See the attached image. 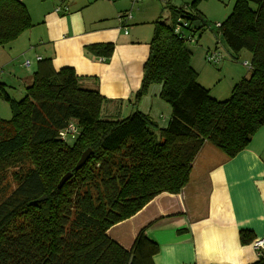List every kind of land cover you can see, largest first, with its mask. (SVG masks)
Listing matches in <instances>:
<instances>
[{
	"label": "trees",
	"instance_id": "trees-1",
	"mask_svg": "<svg viewBox=\"0 0 264 264\" xmlns=\"http://www.w3.org/2000/svg\"><path fill=\"white\" fill-rule=\"evenodd\" d=\"M203 1L193 0L192 9ZM174 16L189 23L191 35L206 28L201 16L183 10ZM219 24L218 36L232 52L251 54L250 76L225 101L212 99L199 83L188 42L175 34V26L155 25L135 102L161 85L160 98L172 109L165 128L139 111L106 118L104 97L81 87L73 68L56 71L49 59L40 61L19 101L0 83V98L12 111L10 120L0 119V177L19 167L16 187L0 188V264H154L159 247L145 229L130 249L109 230L162 193L180 194L206 143L233 158L264 125V0H236ZM33 27L22 1L0 0V47ZM88 51L110 58L114 45ZM70 122L78 135L64 142L59 132ZM88 149V161L75 170ZM67 173L73 176L58 189ZM240 239L249 244L256 238L243 231ZM253 264H264V252Z\"/></svg>",
	"mask_w": 264,
	"mask_h": 264
},
{
	"label": "crops",
	"instance_id": "crops-1",
	"mask_svg": "<svg viewBox=\"0 0 264 264\" xmlns=\"http://www.w3.org/2000/svg\"><path fill=\"white\" fill-rule=\"evenodd\" d=\"M20 1L26 5L34 27L11 44L0 47V83L7 89H17L18 96L23 97L40 61L49 59L56 71L73 68L81 87L97 90L104 97L102 112L106 118L123 119L139 110L161 128L167 126L172 116L160 98L161 91L154 88L153 91L151 87L147 95L135 102L155 25L175 26L174 15L179 10L204 20H221L222 10L220 6L208 7L203 3L193 10V0H140L132 2L131 7L127 0ZM211 1L220 4V0ZM128 13L131 18L120 21ZM98 44H113L112 56L105 58L88 51ZM211 45L206 43V49L202 47L203 56L219 48L216 43L214 48ZM221 51L223 72H234V80L250 76L251 67L242 65L240 60L244 58L250 63L251 55L247 58L240 53V59L233 60L224 47ZM24 58L32 60L29 67L24 65ZM33 64L34 70L26 73L24 66L28 69ZM191 64L196 70L199 67L193 58ZM200 64L206 68L203 62ZM210 71L213 74L214 70ZM198 81L207 87L201 79ZM127 104L133 108L125 110ZM158 200L155 213L150 206ZM144 216L130 243L132 246L140 230L145 229L148 238L159 247L154 264L257 262L261 254L254 242L264 239V125L248 147L233 158L206 143L194 160L188 185L178 195L164 193L155 198L139 212L138 218ZM243 231L253 232L254 242L243 244L240 239ZM112 239L128 249L125 240Z\"/></svg>",
	"mask_w": 264,
	"mask_h": 264
},
{
	"label": "rangeland",
	"instance_id": "rangeland-1",
	"mask_svg": "<svg viewBox=\"0 0 264 264\" xmlns=\"http://www.w3.org/2000/svg\"><path fill=\"white\" fill-rule=\"evenodd\" d=\"M127 1L129 2L130 7H131L132 6L131 4H132L133 0H127ZM235 1L236 0H231V3L229 4V0H220V4L219 5H218V3H216V1H211V0L210 1L209 0L203 1L202 2L203 6L211 7V5H215V6H220L221 7V9H222L221 12H220V17H221L220 19L221 20H213V19L205 18V21H206L205 30L204 31L200 30V31L195 32L193 34L194 39H195L194 42L193 43H187L188 49L193 54L192 58L194 59L195 63L197 62L199 64V67H197V70L194 69L198 73V80L201 79V83H204V85H206L208 87V88L206 87V89L209 90L211 98L215 99L217 101H225V100H222V98H219V97H224L223 99L228 97V99H229L231 97V94H232V91H233L234 87L241 82V79L240 80H234V77H235V73L234 72L229 73L228 70H225L223 72L221 67H222V65L224 63L223 64H221V62L220 63H216V64L209 63L206 60L205 55L203 56V54H202V47H205V44L208 43V44H212L211 46H212V48H214L215 47L214 44L216 43V44L219 45V48L221 50H223V47H224L226 49V51H228L229 54L232 55V59L233 60L240 59V57H239L240 53L246 54V56H248L247 58H249L250 55H251L246 50H243V51H241L238 54L232 52L227 47V45H225V43L222 41V39H220V37L218 36V33H217V29H216V28H218L217 25L219 23H222L223 21H225V19H227V17L231 14V12L233 10V7L235 5ZM164 3H166V2L164 1ZM207 3L210 4V5H208ZM137 7H138V5L134 6L133 9H132V12ZM164 7H165V4L162 6V8H164ZM214 16H216V13H215ZM33 21H36V20H33ZM163 21L165 22V20H163ZM189 35H190V33H189ZM204 49H206V47ZM243 59L244 58H242L240 60L242 65L245 63V61H243ZM26 61H30L31 64H32V60H28L27 58L26 59L24 58L23 59V63H26ZM222 61H223V59H222ZM200 62L201 63L203 62L205 64V66H206L205 69L201 66ZM250 63H251V61H250ZM24 68H25L24 71L26 73H29L30 71L34 70V64H33L32 68H28L27 69L25 66H24ZM210 68L214 70L213 74H212V71H210ZM4 79H7V78L4 77ZM153 88L155 90H158V92H159V90L161 91V85L152 86V90L154 91ZM7 91L9 93V95H11V97H13L15 100H18V101L25 96V95L23 97L18 96V90L17 89L16 90L15 89L14 90L7 89ZM164 104H165L166 108H168L170 110V113H172V109H171L170 105H168L167 103H164ZM128 107L130 108L132 106H130L129 104L125 105V110H127L126 108H128ZM137 111H139V110H137ZM124 115H126V113ZM129 115H131V113L128 114L127 116H123V117L126 118ZM11 118H12V111L10 109L9 104L7 102L3 101L2 99H0V119L10 120ZM27 169H28V167L24 166V170H27ZM18 171H19V167H10L6 172H3V174H5V175L0 177L1 179H4L2 185H0V188H5L7 186V188L9 190H13L16 187V182L14 181V176L13 175L15 173H18ZM162 194H164V193H162ZM153 200H151L148 204H150ZM157 204H160V200L156 201L155 203H153L150 206V209H153L155 211V213L157 212L156 211L157 209L155 208ZM141 211H139V212H141ZM139 212L136 215H134L132 218H130L129 219L130 221L127 220L129 223L127 222V224H125V225H123L121 227H116L117 226L116 225L113 228H111L109 230V232H108V235L111 238L112 237L113 238H119L122 241L125 240V242H127L128 249H130L131 248V243H130L131 239H132L135 231L138 230V228L140 226V222L142 224L143 223L142 222L143 218L146 217V216H144V217H139L138 218ZM155 213H154V216H155ZM118 226H119V224H118Z\"/></svg>",
	"mask_w": 264,
	"mask_h": 264
},
{
	"label": "built area",
	"instance_id": "built-area-1",
	"mask_svg": "<svg viewBox=\"0 0 264 264\" xmlns=\"http://www.w3.org/2000/svg\"><path fill=\"white\" fill-rule=\"evenodd\" d=\"M139 1L140 0H133V3H137ZM57 11L59 12L60 9L58 8ZM130 18H131V13H128L124 17L120 18V21H123V19L124 21H126L129 20ZM217 27H220V24H218ZM174 32L180 39H184L188 43H193L195 40L194 36L191 35L192 33L190 32L189 23L186 22L184 19L180 18L178 20V22L174 27ZM188 32L190 33V35ZM223 58L224 56L222 52L218 50V48L214 50H209L206 53V60L209 63H213V64L220 63L222 62ZM37 60L40 61L41 58H37ZM30 64H31L30 61H26L25 66L29 67ZM244 65L250 67V64L248 62H245ZM77 135H78V128L76 124L73 122L68 123V125L59 132V138L64 142H70L71 140L76 138ZM254 247L260 252V254H262L264 252V239L255 240Z\"/></svg>",
	"mask_w": 264,
	"mask_h": 264
},
{
	"label": "water",
	"instance_id": "water-1",
	"mask_svg": "<svg viewBox=\"0 0 264 264\" xmlns=\"http://www.w3.org/2000/svg\"><path fill=\"white\" fill-rule=\"evenodd\" d=\"M194 25H195L196 27H199V26H200V23H199V22H195ZM91 154H92V151H91L90 149L86 150V151L81 155L80 160L78 161V164H77L75 170L78 171L81 167H83V166L86 164V162L88 161V159H89V157H90ZM72 176H73L72 173H67V174L61 179V181L59 182V184H58V189H61V188L64 186V184H65L67 181H69V180L71 179ZM45 200H47V197H46V196H44V197L38 199L37 201H35V203H41V202H43V201H45Z\"/></svg>",
	"mask_w": 264,
	"mask_h": 264
}]
</instances>
